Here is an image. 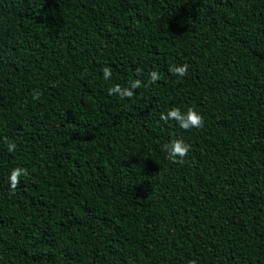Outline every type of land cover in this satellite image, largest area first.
<instances>
[{"label": "trees", "instance_id": "16d2710c", "mask_svg": "<svg viewBox=\"0 0 264 264\" xmlns=\"http://www.w3.org/2000/svg\"><path fill=\"white\" fill-rule=\"evenodd\" d=\"M0 264H264V0H0Z\"/></svg>", "mask_w": 264, "mask_h": 264}, {"label": "clouds", "instance_id": "9594fccd", "mask_svg": "<svg viewBox=\"0 0 264 264\" xmlns=\"http://www.w3.org/2000/svg\"><path fill=\"white\" fill-rule=\"evenodd\" d=\"M188 66L181 65L171 68L170 71L179 77H183L187 72ZM111 71L108 68L103 70V77L105 80L109 79ZM158 79V73H150L151 82H155ZM140 86V81H134L131 83L130 88L136 89ZM109 94H118L121 97H131L133 92L129 88H121L120 85H114L109 89ZM35 98V97H34ZM161 119L165 121H175L181 129L189 130L192 128H198L203 125V117L194 109L189 108L186 111H181L179 108H172L166 114L161 115ZM15 149V144L9 143L7 145L8 152H12ZM190 146L183 139H176L171 141L165 146L167 158L176 162L182 160L189 152ZM25 174V170L19 167L13 168L9 173L10 186L14 189L19 181V178Z\"/></svg>", "mask_w": 264, "mask_h": 264}]
</instances>
